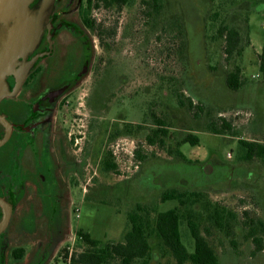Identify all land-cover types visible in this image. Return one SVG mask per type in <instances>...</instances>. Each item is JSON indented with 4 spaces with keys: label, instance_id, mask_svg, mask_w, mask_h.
Returning a JSON list of instances; mask_svg holds the SVG:
<instances>
[{
    "label": "rangeland",
    "instance_id": "obj_1",
    "mask_svg": "<svg viewBox=\"0 0 264 264\" xmlns=\"http://www.w3.org/2000/svg\"><path fill=\"white\" fill-rule=\"evenodd\" d=\"M145 11L139 0L121 9L92 10L91 17L113 31L107 39L111 48L102 52L90 31L101 69L95 74V63L91 66L71 93L78 104L68 111L62 108L56 125L81 136L77 151L93 137V160L84 158L76 173L57 169L58 203L49 199L48 186L38 179L43 168L21 171L31 182L20 178L16 184L8 181L11 169L9 178L1 173L7 166L0 169V190L13 207L9 224L0 234V264H39L47 251L51 255L46 263L51 264L79 228L89 231L93 239L120 240L127 226L126 213L136 204L156 211L178 207L176 200L160 202L168 189L185 193L179 233L187 252L194 248L184 221L189 216L202 234L209 233L220 264H264V235L262 249L257 251L241 224L246 214L247 220L259 218L264 225V154L243 160L239 144L240 140L256 141L264 147V75L257 57L264 47V0H163L157 16H146ZM65 16L77 17L75 12ZM223 24L241 33L245 42L241 55L224 53L223 38L216 32ZM234 65L241 68L242 84L230 90L225 77ZM169 77L178 80L183 95L202 110L181 107L168 96L166 87L159 89L161 78ZM151 110L168 119L170 135L164 139V148L145 140L155 127L147 116ZM91 115L96 130L89 132ZM220 119L230 123L224 133L205 129L207 122L220 123ZM2 131L0 127V135ZM187 133L199 140L197 145L179 147L189 162L167 152ZM8 148H0L4 163ZM111 161L115 169L104 170V163ZM214 208L223 210L226 218L235 215L227 228L219 230L208 219ZM151 245V264H174L159 240L152 238ZM19 247L23 254L16 259L12 251ZM82 248L76 241L73 249Z\"/></svg>",
    "mask_w": 264,
    "mask_h": 264
},
{
    "label": "flooded vegetation",
    "instance_id": "obj_2",
    "mask_svg": "<svg viewBox=\"0 0 264 264\" xmlns=\"http://www.w3.org/2000/svg\"><path fill=\"white\" fill-rule=\"evenodd\" d=\"M86 1L54 0L35 47L24 57L18 58L15 69L31 60L32 64L21 82L17 81L14 74L5 77L9 90L12 91L16 87V91L0 101V113L12 126L10 137L0 147L5 149L9 145V151L2 153L3 158L8 151L7 161H0V169L10 166L11 177L8 181L16 184V180L20 178L25 183L31 182L23 177L24 173H20L21 171L30 170L31 166L43 168L44 171L39 172L38 179L48 186L49 199L57 203L60 196L57 189L60 183L57 169L73 170L76 173L84 164V158L93 160V137L84 141L86 143L77 151L78 139L81 136L58 129L56 114L62 108L68 111L71 106L78 104L77 98L71 96V93L82 83L91 66L95 63L92 68L95 74L101 69V61L95 56L93 49L96 45H93L89 38L90 31L97 38L102 52H108L111 48L101 44L97 28H94L95 25H89L93 23L92 17L83 16ZM38 2L39 0H33L29 7L36 8ZM66 12H75L77 17H66ZM93 19L96 22L95 18ZM2 32L3 26L0 24V34ZM99 90L102 88L97 90L98 96ZM94 118L93 115L89 117V132L96 130ZM0 127L3 129L1 138L4 127L1 124ZM34 171L38 174L36 168ZM2 179L0 175V184ZM1 196L7 198L5 195ZM7 199L12 204L11 199Z\"/></svg>",
    "mask_w": 264,
    "mask_h": 264
},
{
    "label": "trees",
    "instance_id": "obj_3",
    "mask_svg": "<svg viewBox=\"0 0 264 264\" xmlns=\"http://www.w3.org/2000/svg\"><path fill=\"white\" fill-rule=\"evenodd\" d=\"M133 0H87L83 10L84 17H90L94 8L121 9L124 6L131 5ZM140 7L146 9V16L155 17L159 14L163 0H139ZM91 18V17H90ZM88 23L91 27L97 28L100 42L106 48L110 47L107 39L112 30L104 28L102 23L94 22ZM217 36L223 38V51L227 57L233 55L239 56L244 49L245 42L242 40L241 33L232 27L220 25L217 29ZM258 68L264 75V47L257 55ZM241 68L234 65L225 77L226 85L230 90H237L241 84ZM178 80L174 78H161L159 89L167 88L168 96L175 99V103L181 107H186L188 110L194 108L202 110L195 104L190 97H185L181 92ZM184 100L186 103H184ZM150 104V103H149ZM154 104V103H152ZM151 106V105H150ZM155 106V105H154ZM150 116L154 129H150L145 136V140L149 145L158 144L164 148V139L170 134L167 131L168 119L165 115H157L154 111L147 112ZM205 129L213 133H224L226 129L230 128V123L225 119H220V123L210 121L205 124ZM198 137L193 133H187L182 138L177 140L176 146L167 148V152L175 157L189 162L185 155L179 150L183 143L191 145L198 144ZM243 149V160H251L255 156L261 157L264 154V147L262 143L256 141H239ZM136 158H140L137 149ZM108 157H111V152L107 151ZM108 159V158H107ZM115 163L105 162L104 170L110 171L115 169ZM1 170L2 177H10V166L4 167ZM0 194L3 195L2 191ZM184 194L176 189L164 190L160 196V202L166 200H176L178 207H173L165 211H156L154 207L136 204L132 209L126 213V229L120 240H97L93 239L90 232L83 229H77L76 234L79 237L77 240V247L82 246L80 250H74L71 254L70 264H151L152 248L151 239L159 240L161 246L168 250L174 260V264H220L219 259L208 241V234H202L198 225L192 217L186 216L185 223L189 229L190 235L193 239L194 248L192 252H187L186 248L181 242L179 233V221L183 220L179 209L184 204ZM208 219L219 230H223L230 225L231 220L235 219V215L230 218L223 216V210L213 209L209 212ZM243 228L247 229L245 238L250 239L255 246V250L262 249V237L264 235V225L259 218L249 217L245 214L241 221ZM207 231V230H206ZM64 249V248H63ZM65 250V249H64ZM63 250V251H64ZM23 248L19 247L12 251V256L16 259L21 258ZM51 251H47L39 264H47Z\"/></svg>",
    "mask_w": 264,
    "mask_h": 264
},
{
    "label": "water",
    "instance_id": "obj_4",
    "mask_svg": "<svg viewBox=\"0 0 264 264\" xmlns=\"http://www.w3.org/2000/svg\"><path fill=\"white\" fill-rule=\"evenodd\" d=\"M33 0H0V24L3 32L0 34V101L5 96H11L16 87L10 91L5 77L14 74L18 82L25 77L33 60L21 64L15 69L17 60L24 57L35 47L40 36L42 25L54 0H39L36 8L29 7ZM0 124L4 134L0 138V147L8 140L12 126L0 113ZM0 234L7 228L12 214L11 202L0 195Z\"/></svg>",
    "mask_w": 264,
    "mask_h": 264
},
{
    "label": "built area",
    "instance_id": "obj_5",
    "mask_svg": "<svg viewBox=\"0 0 264 264\" xmlns=\"http://www.w3.org/2000/svg\"><path fill=\"white\" fill-rule=\"evenodd\" d=\"M78 216V213L76 214ZM78 236L75 233L71 240L57 253L54 257L51 258V264H70L71 263V254L74 251V244L78 240ZM64 250V251H63Z\"/></svg>",
    "mask_w": 264,
    "mask_h": 264
}]
</instances>
